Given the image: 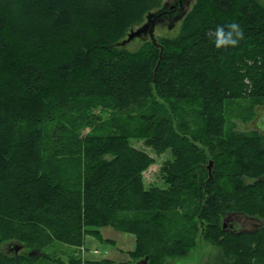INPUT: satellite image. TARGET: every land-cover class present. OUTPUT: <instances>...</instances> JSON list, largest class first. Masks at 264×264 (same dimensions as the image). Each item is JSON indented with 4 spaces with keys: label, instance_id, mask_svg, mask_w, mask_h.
I'll use <instances>...</instances> for the list:
<instances>
[{
    "label": "trees",
    "instance_id": "trees-1",
    "mask_svg": "<svg viewBox=\"0 0 264 264\" xmlns=\"http://www.w3.org/2000/svg\"><path fill=\"white\" fill-rule=\"evenodd\" d=\"M211 1L179 36L130 51L109 45L163 0H0V264H166L200 238L231 264H264V134L227 133L236 104L264 99V4ZM232 21L243 39L216 49L210 32ZM84 102L138 112L143 145L171 154L162 187L143 181L156 159L131 146L133 133L100 132L104 111L81 115L94 130L75 134L71 111ZM229 215L263 224L224 229ZM106 226L135 236L130 262L82 260L88 235L110 242ZM56 243L73 253L51 256Z\"/></svg>",
    "mask_w": 264,
    "mask_h": 264
},
{
    "label": "rangeland",
    "instance_id": "rangeland-1",
    "mask_svg": "<svg viewBox=\"0 0 264 264\" xmlns=\"http://www.w3.org/2000/svg\"><path fill=\"white\" fill-rule=\"evenodd\" d=\"M173 1L174 0H163L162 8H167L170 4H173ZM259 1L264 4V0ZM212 5L213 3L211 0H189L188 4L184 6V10L180 12V14L178 15L179 17L177 19L166 21L167 18L164 17L161 22L156 25V41L160 43L163 38H170V40H172L174 39V37L179 36L187 17L194 10H198L199 16L206 19L208 15L207 13L212 10ZM146 23H148L147 16L146 18H144L140 26L134 27L132 31H136L139 28H143ZM126 37L127 38L125 40H128V36ZM148 41H151L150 36L148 34H142L134 38L131 42H128L124 45L121 41L119 43H112L109 46L113 47L116 45L119 48H127L130 51H136L140 49L143 45H145ZM140 106L142 107L141 110L151 109L152 107H154L150 105V102H146L145 104H141ZM181 109L184 114H177V116L185 117V113H187V111L184 108ZM100 111L105 112V115L102 118V122H104L105 124L100 126L102 127V131L100 132L106 134L124 133L122 132V130L124 131L128 129L131 133H133L130 136L124 133L128 135L131 146L135 147L136 149L145 151L148 155L156 159V163H153L147 170L142 173L143 181L146 183L147 186L154 185L162 187L163 182L161 180L160 171L161 168L168 161H172L171 154L166 153L165 155L158 157L154 154L151 149H148L143 145V137L139 135L141 119L138 120L137 111L129 113L125 116H118L116 111L110 105H106L104 103L84 102L81 106H75L71 111L74 113L72 122L75 128V134L79 135V137H85L88 134L93 133L94 129H92L91 126L83 127V124L86 123V121L91 120H83L81 118V115L84 114L85 117L90 118L93 113L97 114ZM160 113H163V111H160ZM254 113L255 117L251 120H248V118L253 116ZM113 114L116 117H119L120 120H112ZM186 118L188 119L191 125V119L188 117V115L186 116ZM178 123L183 127L187 126V124H184V122ZM251 132H258L260 134H264V99L249 98L247 101H242L241 103L236 104L234 106V109L228 116V134H245ZM71 152H74L75 156L79 157L81 161L82 154L79 152L68 150L64 154H69ZM206 168H208L207 164ZM237 222H239L240 224L239 231L256 230L258 226H262L263 224L259 220L241 215L238 216ZM227 224L229 223L227 222ZM100 231L104 240L110 242H100L96 240L94 236L88 235L86 238L85 256H82L81 254V258L83 261H97L101 259L110 258L111 260L117 263H128L132 260V253L135 249L134 235L121 232L109 226L101 228ZM4 249L5 246L0 245V253H2ZM27 253H29L28 250H24L22 252L20 251V254L22 255ZM62 253L69 256L73 253V249L62 243H56L50 249L51 256L58 255L59 257H62ZM227 256L228 255L225 254L222 248H219L218 246L212 243H205L200 238L198 240L197 248L194 249L187 257L168 260L166 264H231V261L230 259H228ZM62 258L63 260H66V257Z\"/></svg>",
    "mask_w": 264,
    "mask_h": 264
},
{
    "label": "water",
    "instance_id": "water-1",
    "mask_svg": "<svg viewBox=\"0 0 264 264\" xmlns=\"http://www.w3.org/2000/svg\"><path fill=\"white\" fill-rule=\"evenodd\" d=\"M184 2H185V0H179V2L177 4L178 7L171 6L168 9L163 8V9H161L158 12L151 13L148 16V23H146V25L143 28H139L136 31L130 32L129 37H128V41H126V42H130L135 37H138V36H140L142 34H149V36H150V38L152 40V43L154 45H157V41H156V38H155V32H154L156 24L159 23L164 17H166L167 19L174 18V12L176 10H177L176 12H180L184 8ZM126 42H124L123 44H126ZM161 50L163 51V49H161ZM209 170H211V167L209 168ZM226 228H227V222L224 223V229H226ZM22 249H23V246H16L15 247V252H14L15 255H18L19 252ZM144 264H147V258L144 260Z\"/></svg>",
    "mask_w": 264,
    "mask_h": 264
},
{
    "label": "clouds",
    "instance_id": "clouds-1",
    "mask_svg": "<svg viewBox=\"0 0 264 264\" xmlns=\"http://www.w3.org/2000/svg\"><path fill=\"white\" fill-rule=\"evenodd\" d=\"M243 36V29L236 21H232L227 25H219L209 34V38L216 49L237 47Z\"/></svg>",
    "mask_w": 264,
    "mask_h": 264
},
{
    "label": "flooded vegetation",
    "instance_id": "flooded-vegetation-1",
    "mask_svg": "<svg viewBox=\"0 0 264 264\" xmlns=\"http://www.w3.org/2000/svg\"><path fill=\"white\" fill-rule=\"evenodd\" d=\"M188 1L189 0H185V2H184V5L186 6V4L188 3ZM178 2H179V0H174L173 1V4H170L169 6L171 7V6H175V7H178ZM177 5V6H176ZM169 7V8H170ZM179 10V9H178ZM177 11V10H176ZM175 11V12H176ZM174 12V13H175ZM237 220H238V216H235V215H230V216H228V218L226 219V222H228L229 224H227V227L229 226L230 228H234V227H237L238 225H239V223L237 222Z\"/></svg>",
    "mask_w": 264,
    "mask_h": 264
},
{
    "label": "crops",
    "instance_id": "crops-1",
    "mask_svg": "<svg viewBox=\"0 0 264 264\" xmlns=\"http://www.w3.org/2000/svg\"><path fill=\"white\" fill-rule=\"evenodd\" d=\"M81 254H82V256H85V254H83L82 252H81Z\"/></svg>",
    "mask_w": 264,
    "mask_h": 264
}]
</instances>
